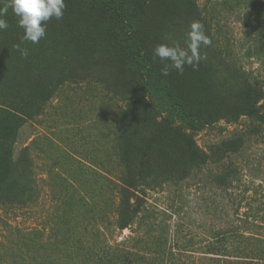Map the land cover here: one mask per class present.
I'll use <instances>...</instances> for the list:
<instances>
[{"label":"rangeland","instance_id":"1","mask_svg":"<svg viewBox=\"0 0 264 264\" xmlns=\"http://www.w3.org/2000/svg\"><path fill=\"white\" fill-rule=\"evenodd\" d=\"M158 13L168 27L205 17L218 45L232 53L226 61L264 82V0H159ZM54 28L49 20L45 38L24 41L28 47L18 27L17 37L0 44V201L21 198L31 178L35 187L29 205H0V264L61 263V254L45 243L25 246L22 238L39 230V239L46 240L65 190L91 204L100 203L101 195L115 198L117 113L125 101L110 98L95 82L69 76L73 60L57 50L62 42L49 36ZM61 32L57 40H63ZM18 43L29 48L27 58L15 48ZM195 138L211 153L208 164L184 183L144 196L154 214L152 236L164 228L169 242L200 252L229 218L237 223L246 213L264 234V125L249 116L220 120ZM95 216L92 211L88 229L98 224ZM136 230L146 232L145 225L121 231L110 224L103 233L109 243L129 248L133 240H125Z\"/></svg>","mask_w":264,"mask_h":264},{"label":"trees","instance_id":"2","mask_svg":"<svg viewBox=\"0 0 264 264\" xmlns=\"http://www.w3.org/2000/svg\"><path fill=\"white\" fill-rule=\"evenodd\" d=\"M6 2L0 0V6ZM65 3L63 18L51 19L55 28L49 36L62 42L57 50L73 60L69 76L95 82L110 98L125 101L117 113L120 167L111 180L115 198L101 195L100 203L91 204L88 198L68 196L65 190L46 240H40V231L35 230L23 236L24 245L46 244L60 253L61 263L50 260V264H264V234L256 232L257 224L248 213L237 223L229 218L227 228L196 252L192 246L169 242L164 228L152 236L154 214L144 197L150 189L184 183L208 164L211 153L202 150L195 138L205 127L220 120L239 122L244 116L264 125L263 80L226 61L232 53L218 45L205 17L194 21L204 25L212 40L200 50L207 58L195 69L186 65L182 74L173 69L163 76L166 62L154 54L155 46L169 40L183 45L193 20L168 27L158 15L159 0ZM6 19L10 26L1 31L0 44L17 37V17L11 8ZM56 28L63 40L54 36ZM33 181L18 193L21 198L0 205H29L34 199ZM92 211L98 224L88 229ZM110 224L121 231L144 224L146 232L136 230L125 240H133L126 248L107 241L103 229Z\"/></svg>","mask_w":264,"mask_h":264},{"label":"clouds","instance_id":"3","mask_svg":"<svg viewBox=\"0 0 264 264\" xmlns=\"http://www.w3.org/2000/svg\"><path fill=\"white\" fill-rule=\"evenodd\" d=\"M9 8L17 17L18 27L24 30L21 42L38 44L46 36L47 22L52 18H63L66 3L65 0H7L0 6V31L7 30L10 26L6 19ZM211 43L204 25L200 21L191 22L183 45L178 40H169L155 46L154 54L162 62H166L161 74L168 76L173 69L182 74L186 65L197 68L201 60L207 58L201 54L202 46H209ZM15 48L21 57L27 58V48H22L20 44L15 45Z\"/></svg>","mask_w":264,"mask_h":264}]
</instances>
